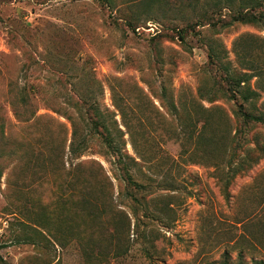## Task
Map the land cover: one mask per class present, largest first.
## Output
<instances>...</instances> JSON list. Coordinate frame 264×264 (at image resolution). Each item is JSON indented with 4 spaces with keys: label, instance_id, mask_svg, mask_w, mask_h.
Returning a JSON list of instances; mask_svg holds the SVG:
<instances>
[{
    "label": "rangeland",
    "instance_id": "374dc122",
    "mask_svg": "<svg viewBox=\"0 0 264 264\" xmlns=\"http://www.w3.org/2000/svg\"><path fill=\"white\" fill-rule=\"evenodd\" d=\"M187 4L0 0V264H264V129L235 174L239 122L210 58L243 71L242 47L264 58V25L198 26L204 5ZM90 102L151 186L139 203L98 137L71 154Z\"/></svg>",
    "mask_w": 264,
    "mask_h": 264
},
{
    "label": "trees",
    "instance_id": "16d2710c",
    "mask_svg": "<svg viewBox=\"0 0 264 264\" xmlns=\"http://www.w3.org/2000/svg\"><path fill=\"white\" fill-rule=\"evenodd\" d=\"M187 8H197L200 2L203 3L204 9L198 17V26H203L208 23L214 29H227L235 24H244L252 26L264 25V0H186ZM225 11L230 14H224ZM140 24V22H139ZM245 37H242L238 42H244ZM237 48V45H236ZM239 62L243 71H231L227 66H224L222 53L214 48H211L210 58L212 59V67H218L216 83L214 89L223 93L224 97L234 102L235 117L239 122V127L232 138L233 154L229 159L228 167L235 174L241 173L246 166L252 169L254 165V152L257 149V144L253 147V142L250 140V134L255 128L264 129V112L260 110L259 104L263 97L253 87L254 79L258 80V87H264V58L256 54L251 45L242 47L237 52ZM223 68L220 70L219 65ZM248 72H245V71ZM262 83V85H260ZM264 104V102H262ZM87 121L89 123V135L83 139H79L78 124L75 119H72L73 136L70 146L72 156L78 158L84 155L89 150L91 138L98 137L102 144L107 149V154L114 158V164L119 173L120 180L127 189V197L132 198L134 202L139 203V199L135 192L146 191L151 188L150 185L143 184L136 179L134 172L135 167L139 166V162L126 151V142L124 135H117L102 120V113L94 103H86ZM173 106H175L173 104ZM206 124L218 133L222 132V127L219 124L208 120ZM131 131V130H130ZM135 135L131 132L134 147L142 161L147 159L146 155L141 154L137 148ZM259 134L255 137L258 139ZM82 138V137H81ZM241 155V156H240ZM151 160V157L149 156ZM235 159H238L236 163ZM249 164V165H248ZM247 170V168H246ZM2 176L0 175V178ZM224 264H227L225 262Z\"/></svg>",
    "mask_w": 264,
    "mask_h": 264
}]
</instances>
